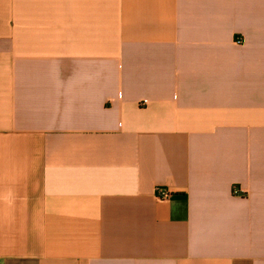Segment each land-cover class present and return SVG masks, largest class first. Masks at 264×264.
Segmentation results:
<instances>
[{
    "label": "crops",
    "instance_id": "1",
    "mask_svg": "<svg viewBox=\"0 0 264 264\" xmlns=\"http://www.w3.org/2000/svg\"><path fill=\"white\" fill-rule=\"evenodd\" d=\"M0 264H264V0H0Z\"/></svg>",
    "mask_w": 264,
    "mask_h": 264
},
{
    "label": "built area",
    "instance_id": "2",
    "mask_svg": "<svg viewBox=\"0 0 264 264\" xmlns=\"http://www.w3.org/2000/svg\"><path fill=\"white\" fill-rule=\"evenodd\" d=\"M171 194L172 193L169 191V189L164 186H159L156 188L157 198L161 200H169L171 198Z\"/></svg>",
    "mask_w": 264,
    "mask_h": 264
}]
</instances>
